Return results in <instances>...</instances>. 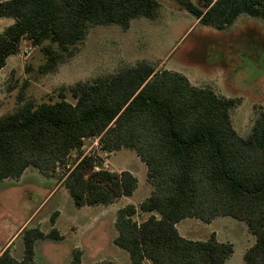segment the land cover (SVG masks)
I'll return each instance as SVG.
<instances>
[{"label":"trees","instance_id":"trees-1","mask_svg":"<svg viewBox=\"0 0 264 264\" xmlns=\"http://www.w3.org/2000/svg\"><path fill=\"white\" fill-rule=\"evenodd\" d=\"M174 1L219 31L242 15L264 21V0ZM159 9L156 0L1 1L0 17L14 23L0 34V71L28 42L43 55L40 73H53L91 27L128 29L136 18L155 19ZM239 105L238 99L193 85L183 73L145 61L75 84L56 101L37 103L20 95L17 109L0 117V182L38 170L61 181L78 209L133 197L138 179L132 172L111 171L98 154L84 153L87 141L98 140L101 153L130 150L147 167L152 192L138 208H121L115 223L113 243L131 264H226L234 254L231 243L215 234L189 239L178 229L187 220L210 224L221 217L247 224L255 242L245 262L264 264V111L242 137L231 117ZM55 219L49 232L26 227L23 258L8 249L0 264H38L36 243L62 239ZM82 256L74 250L70 264H85Z\"/></svg>","mask_w":264,"mask_h":264},{"label":"rangeland","instance_id":"rangeland-1","mask_svg":"<svg viewBox=\"0 0 264 264\" xmlns=\"http://www.w3.org/2000/svg\"><path fill=\"white\" fill-rule=\"evenodd\" d=\"M156 1L160 9L155 19L136 18L128 29L117 25L91 27L74 54L50 74L39 71L44 63L40 48L23 42L19 52L0 71V117L17 109L20 95L37 103L49 98L56 101L60 92L75 84L107 77L125 66L145 61L158 70L183 73L197 87H210L221 96L238 99L240 105L232 110V122L242 137L248 136L258 112L264 111V21L242 15L233 27L219 31L197 23L195 16L174 0ZM191 1L195 5L201 3ZM13 23V18L0 17V34ZM84 153L98 154L104 160L103 167L111 171L134 172L138 189L133 197L112 206L78 210L65 188L49 196L55 184L50 179L30 173L21 180L2 181L0 245L30 217V227L40 222L41 229L49 231L54 210L59 207L62 224H69L66 238L78 241L85 252V263L112 259L115 264H131L129 254L112 243L116 236L113 221L121 208L129 204L138 208L149 197L152 187L147 183V167L130 150L112 155L101 153L95 140L86 142ZM32 172L38 174L36 170ZM178 229L189 239L208 240L215 234L220 242L231 243L234 254L227 264H247L245 255L255 242L247 224L230 217L210 224L191 219ZM21 244L22 239H18L13 245L17 255ZM69 244L65 243V250L62 247L58 252L56 246L60 245L51 241L43 245L39 254L51 264H68L65 256Z\"/></svg>","mask_w":264,"mask_h":264},{"label":"crops","instance_id":"crops-1","mask_svg":"<svg viewBox=\"0 0 264 264\" xmlns=\"http://www.w3.org/2000/svg\"><path fill=\"white\" fill-rule=\"evenodd\" d=\"M240 18V17H239ZM238 18V19H239ZM196 22L198 23V20H196ZM237 22V21H236ZM236 24V23H235ZM234 24V25H235ZM233 25V26H234ZM251 25H253V26H258V25H255V24H252L251 23ZM233 26H231V27H233ZM231 27H229V28H231ZM228 28V29H229ZM228 29H226V30H228ZM107 163H108V161H107ZM106 163V165H108ZM33 170H35V169H28L25 173H24V175L19 179V180H21V179H24L27 175H30V173H31V175H37V176H39L40 178H43V179H50V180H52V181H54V187H53V189H52V191H51V194L49 195V196H51L54 192H56L57 190L59 191V190H61L62 188H64L63 187V183L61 182V181H59V180H57V178H53V177H46V176H44V175H42L38 170H36V171H38L37 173L38 174H34L35 172H32ZM122 171H124V170H122ZM122 171H119V173L120 172H122ZM130 172H132V171H130ZM133 174H134V172H132ZM135 175V174H134ZM136 176V175H135ZM137 177V176H136ZM67 191V190H66ZM68 192V191H67ZM49 198V197H48ZM114 205V204H113ZM110 206H112V205H110ZM75 207V206H74ZM100 207H102V206H98V208L97 209H99ZM59 208V207H58ZM55 209L54 210V213H53V215H55L56 216V219H55V224H54V228H56L57 230H58V232H59V234H60V236L62 237V239L61 240H59V241H55L56 243H58V245H60V246H56V249H57V251L59 252L60 250H62V247H64V250H65V246H64V244L65 243H67V242H69V243H71V244H69L71 247H69L70 248V250L68 251V254L65 256V260H66V262L68 263V264H70V262H71V260H72V257H73V251L74 250H80L81 252H82V254H83V256H82V258H83V262L85 263L86 262V258H85V252L84 251H82V249H80V247H79V243H78V241L77 240H70V241H68V239L66 238V236H67V234H66V231L68 230V227L67 226H69V224L67 225H65V223H64V225L62 224V213L59 211V209ZM85 208H87L88 210H90L91 208H93V207H83V208H80V209H78V210H81V209H85ZM96 208V207H95ZM91 214H92V212H91ZM32 219V217H30L29 219H27L24 223H22L21 224V226L15 231V233H13V235H11L5 242H3L1 245H0V254H2L4 251H6V250H10L11 251V254L15 257V258H17V259H22L23 258V253H24V243H23V240H22V244H21V248H20V252H19V254L17 255V253H16V251L13 249V245L15 244V242L18 240V239H22V237H21V234H22V232H23V230L26 228V227H29L30 225H31V223L33 222V220H31ZM186 222V221H185ZM115 223H116V221H113V226L115 227ZM62 224V225H61ZM180 225V224H179ZM178 225V226H179ZM37 226H41V223L39 222V223H37ZM52 229V228H51ZM50 229V230H51ZM49 230V231H50ZM49 231H45V232H49ZM182 234V233H181ZM116 235H117V233H116ZM183 235V234H182ZM115 236V235H114ZM184 236V235H183ZM116 237V236H115ZM115 237L113 238V241H114V239H115ZM185 237V236H184ZM187 238V237H186ZM51 241H53V240H41V241H38L37 243H36V261H37V263L38 264H51L50 262H47L46 260H45V258L44 257H42V256H40V254H39V251L41 250L42 251V249H43V245H47L48 243H51ZM113 243V242H112ZM114 244V243H113ZM49 245H51V244H49ZM118 248V247H117ZM52 250H53V248H52ZM103 260H109V261H111L113 264H115V260H112V259H103ZM99 261H102V260H99ZM98 262V261H97ZM228 262V261H227ZM96 263V262H95ZM85 264H87V263H85ZM90 264V263H89ZM94 264V263H93ZM227 264V263H226Z\"/></svg>","mask_w":264,"mask_h":264},{"label":"built area","instance_id":"built-area-1","mask_svg":"<svg viewBox=\"0 0 264 264\" xmlns=\"http://www.w3.org/2000/svg\"><path fill=\"white\" fill-rule=\"evenodd\" d=\"M96 141V145H98V140H95Z\"/></svg>","mask_w":264,"mask_h":264}]
</instances>
